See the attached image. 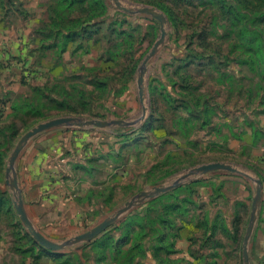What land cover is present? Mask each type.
I'll return each mask as SVG.
<instances>
[{
	"label": "rangeland",
	"instance_id": "1",
	"mask_svg": "<svg viewBox=\"0 0 264 264\" xmlns=\"http://www.w3.org/2000/svg\"><path fill=\"white\" fill-rule=\"evenodd\" d=\"M0 264H264V0H0Z\"/></svg>",
	"mask_w": 264,
	"mask_h": 264
},
{
	"label": "water",
	"instance_id": "2",
	"mask_svg": "<svg viewBox=\"0 0 264 264\" xmlns=\"http://www.w3.org/2000/svg\"><path fill=\"white\" fill-rule=\"evenodd\" d=\"M141 12L143 13H148L152 16H154L155 18H157L158 20L161 21L162 24H164L165 19L161 14L156 13L155 11L145 8L142 9ZM166 37V31L162 30V35L160 40L155 44L153 50L151 51L149 58L146 59V61L144 62V66L147 64L148 60L155 55L156 51L158 50V48L160 47V45L163 44L164 39ZM142 84H143V78L141 77L139 80V86L141 89L140 95L141 98L143 97V91H142ZM63 125H73V126H78V127H92L94 125L97 126H105L106 124H103L101 122H92V121H86L83 122L79 119L76 118H71V117H63V118H58L55 120H51L45 123H42L40 125H38L36 128L32 129L30 132H28L20 141L19 145L17 146V148L14 151L13 156L10 159V164L14 165L19 154L21 153L22 149L24 148V146L27 144V142L32 139L33 137H35L36 135L47 131L49 129L52 128H56L59 126H63ZM214 170H226V171H232V172H236V169H234L233 167L223 164V163H213V164H208V165H203L201 167H199L197 169L198 172H210V171H214ZM8 176L11 174V168H9L7 170ZM12 187L14 189H18V182L16 180V178L13 179L12 181ZM167 189H163V188H157L155 190L154 193H150V194H144L145 198H154L156 195H158L159 193H163L166 192ZM260 199H261V189H258L257 192V198L254 201V205H253V217L251 220V225L248 229V234L245 238V257H246V261H248V255H247V244L248 241L250 239V236L252 234L253 231V223H254V213L257 209V206L260 203ZM134 203L132 202L130 204V206H132ZM129 206V207H130ZM15 208L21 218V220L23 221V223L26 225V227L29 229L30 233L32 234V236L35 238V240L42 246H44L45 248L52 250V251H57L60 250L64 247V244H57L51 240H49L48 238H46L45 236H43L39 231H37L30 218L28 217L25 208L23 206V203L21 201V199L18 197V200L15 202ZM124 211V210H123ZM121 213V212H120ZM114 219H110V220H106L104 221L102 224H100L99 226H97L94 230H92L89 233H86L84 235L78 236L76 237L73 241L68 242V244L72 243V242H82V241H88V240H92L93 238L97 237L98 235H100L102 232H104L113 222Z\"/></svg>",
	"mask_w": 264,
	"mask_h": 264
},
{
	"label": "bare ground",
	"instance_id": "3",
	"mask_svg": "<svg viewBox=\"0 0 264 264\" xmlns=\"http://www.w3.org/2000/svg\"><path fill=\"white\" fill-rule=\"evenodd\" d=\"M88 77V76H87Z\"/></svg>",
	"mask_w": 264,
	"mask_h": 264
}]
</instances>
